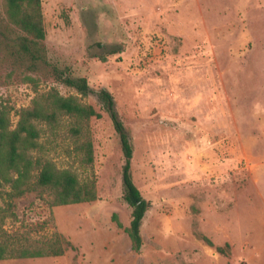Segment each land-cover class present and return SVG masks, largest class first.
Returning <instances> with one entry per match:
<instances>
[{
  "label": "rangeland",
  "instance_id": "1",
  "mask_svg": "<svg viewBox=\"0 0 264 264\" xmlns=\"http://www.w3.org/2000/svg\"><path fill=\"white\" fill-rule=\"evenodd\" d=\"M41 7L40 60L13 47L0 23V108L14 127L20 110L53 89L93 106L100 118L36 124L33 156L93 183L96 200L52 206L48 193L29 192L10 201L1 185L0 227L9 236L40 245L56 232L73 248L0 264H264V0H41ZM66 76L106 89L129 131L132 180L150 204L137 252L124 230L131 208L122 199L118 136L96 96L81 97L60 81ZM33 223L46 226L28 233ZM226 244L225 254L216 251Z\"/></svg>",
  "mask_w": 264,
  "mask_h": 264
},
{
  "label": "trees",
  "instance_id": "2",
  "mask_svg": "<svg viewBox=\"0 0 264 264\" xmlns=\"http://www.w3.org/2000/svg\"><path fill=\"white\" fill-rule=\"evenodd\" d=\"M0 23L10 29L13 47L18 48L32 61L42 58L45 29L41 0H1ZM60 81L81 97H88L91 94L96 96L111 120L123 155L122 199L131 208V220L129 226L124 230L129 237L132 250L137 252L142 246L140 234L142 219L150 204L141 196L132 180L133 147L129 131L119 119L114 99L106 89L101 88L95 92L89 87L85 78L66 76L62 77ZM61 116L71 117L78 123L86 122L93 117H101L93 106L81 103L76 96H62L54 89L43 100L35 98L32 100L31 106L20 110L14 127L11 125L7 112L0 108V186L9 187L10 201L29 192H36L38 198H42V193H48L52 197V206L80 204L96 200V189L93 183L82 184L71 170H61L50 160L33 156V152L38 148L37 139L39 138L36 124L44 123L53 126ZM79 131L80 128L77 129V132ZM82 147L85 151L84 161L91 163V141H84ZM8 206L9 217L17 220L13 211L14 204L10 202ZM111 218L117 227H122L115 214ZM45 226V223H33L29 224L27 230L28 233L39 231ZM203 240L209 246H213L206 237ZM68 248H73L72 244L56 232L43 244L24 246L17 243L14 237L9 236L0 227V261L59 257ZM215 249L218 253L225 254L229 245L226 244L225 247H216Z\"/></svg>",
  "mask_w": 264,
  "mask_h": 264
}]
</instances>
